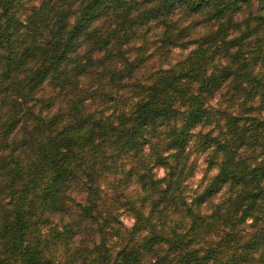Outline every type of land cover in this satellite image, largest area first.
<instances>
[{"label":"clouds","instance_id":"clouds-1","mask_svg":"<svg viewBox=\"0 0 264 264\" xmlns=\"http://www.w3.org/2000/svg\"><path fill=\"white\" fill-rule=\"evenodd\" d=\"M21 3L23 13L19 18L24 30L38 15H47L51 9V5L45 7L48 0H21ZM235 4L240 10L231 16L229 27L227 17L220 22L212 21L202 13L187 10L184 0H167L172 12L167 21L149 19L147 24L155 31L147 40L137 39L122 46L123 53L137 50L132 54V62L146 61L143 71L137 70L135 76L126 73L123 58L99 64L106 53L96 52L92 55L97 62L95 72L77 73L75 84L79 87L72 89L73 94L84 93L81 97L82 108L86 109L84 115H91L93 123L102 120L119 128L120 117L132 118L143 99L141 77L145 78V85H155L163 74L178 76L186 71L182 65L195 58L203 41L218 33L221 24L225 26L228 42L241 38L249 25L256 28L257 18L264 17V0H251V5L235 0ZM57 7L62 6L57 3ZM180 33H184L183 37L177 38ZM250 44L251 40L245 41V45ZM117 49L119 52L120 46ZM85 51L82 49L81 55ZM256 51L255 47H245L242 51L240 46H233L211 60L205 68L206 78L219 76L225 70L231 74L217 89L203 95L198 91V82L192 86L189 97L199 99L203 109L182 108V101L174 102V114L160 113L152 123L141 126L133 147H116L98 136L95 145L99 155L86 150L80 161L72 162L76 175L64 183L58 195L63 207L37 206L26 243L56 245L57 264H68L70 259L74 264H105L104 256L115 261L117 253L125 247L137 248L147 256L148 264H157L171 245H157L154 249L157 256L147 254L145 245L154 235L169 240L176 236L198 238L201 247L219 244L225 232L223 220L230 216L238 222L235 234L243 238L242 243L254 242L257 219L264 221V200H257L254 210L245 216L252 201L245 199L241 203V198L251 189L244 180L235 181L228 176L225 165L231 164L236 174L243 169L251 172L264 167V128L255 134L248 132L241 146L235 132L230 131L228 120L229 116L239 117L240 130L249 128L246 123L249 118L264 122V55H257ZM237 53H241L239 63L234 59ZM241 65L246 66L242 75L256 82L253 87L247 80H237ZM105 68L109 69L106 80L103 79ZM113 71L125 73L115 84L110 81ZM39 86L37 80L32 88ZM26 95L30 100L27 107L34 108L35 115L27 122V132L18 128L10 137L0 139V157L18 159L23 167L29 168L42 161L37 156L26 158L16 149L21 141L30 142L40 120L58 116L63 120L62 127L79 128V125L68 92L55 88L50 80L45 79L34 95L31 92ZM7 110L0 107V116ZM91 129L92 125L84 126L79 135L86 136ZM44 171L42 197L56 175L52 169ZM7 182L0 174V187ZM261 185L264 186V181ZM9 199L7 193L0 196V205H6ZM197 221L199 226L194 228ZM3 250L4 241L0 240V252ZM233 254L245 256L243 264H264V243L252 251L240 248ZM208 264H216L215 259H210Z\"/></svg>","mask_w":264,"mask_h":264},{"label":"trees","instance_id":"trees-1","mask_svg":"<svg viewBox=\"0 0 264 264\" xmlns=\"http://www.w3.org/2000/svg\"><path fill=\"white\" fill-rule=\"evenodd\" d=\"M244 2L251 5V0ZM57 3L62 7L58 8ZM57 3L48 0L45 7L51 5L49 14L38 15L24 30L25 25L19 18L23 13L21 0H0V97H3L0 99V107L8 109L0 116V139L10 137L18 128L21 132L28 131L27 122L35 115V109L27 107L30 100L26 93L34 95L39 87H43L45 79L50 80L55 88L68 92L67 98L71 100L79 125V128L62 127L63 120L58 116L46 121L40 120L39 128L32 134L30 142L23 140L16 149L26 158L37 156L42 161L34 167H23L18 159L12 157H0V174L8 181L4 187H0V196L7 193L10 197L6 205H0V220L3 221L0 240L4 241L0 264H57L54 251L56 245L26 243L28 233L32 221L36 219L38 205L63 207L64 202L58 199V195L64 183L76 175L72 162L80 161L86 150L99 155L100 150L95 145L98 136L111 141L116 147L131 148L135 145L143 124L152 123L154 116L160 113L165 116L174 114V102L182 101V108L203 109L204 105L199 99L189 97L192 86L198 82V91L203 95L217 89L231 74L225 70L219 76L206 78L205 68L211 60L224 55L233 46H240L242 51L245 47H255L257 55H264V17L257 18L259 23L256 28L249 25L241 38L231 42L226 41L225 26L221 24L218 33L203 41L195 58L182 65L186 71L178 76L163 74L155 85H145V78L141 77L143 99L137 104L132 118L121 116L119 128L105 124L102 120L93 123L91 115H84L86 109L82 108L81 99L84 93L72 92L74 87H79L75 84L76 74L95 72L97 62L92 59V55L96 52L106 53L99 64L123 58L125 71L129 76H135L137 70L143 71L146 61L137 59L134 63L131 59L133 52L137 50L123 53L122 46L137 39L146 41L148 35L155 31L147 21L152 19L166 22L172 12L167 7V0H57ZM184 5L187 10L202 13L212 21L220 22L227 17L229 27L231 16L240 10L235 0H184ZM183 35L184 33H180L177 38H182ZM246 40H251V44L245 45ZM117 46H120L119 52ZM82 49H87L83 55ZM240 56L241 53H237L234 58L237 63ZM245 72L246 66L241 65L237 80H247L249 86L253 87L256 82L242 75ZM124 74L113 71L111 83L115 84ZM108 78L109 69L105 68L103 79ZM37 80L40 81V86L32 88ZM103 87L106 90V86ZM228 120L229 129L235 132L241 146L248 132L255 134L260 128H264V122L256 118L247 119L249 128L244 130L238 127L241 122L239 117L229 116ZM87 125H92L91 131L86 136H80V129ZM45 168L56 173L52 182L44 189V197L47 198L42 197L40 192L46 179ZM225 171L235 181L244 180L251 189L241 198V203L245 199L252 201L245 212L247 216L254 210L257 200H264V186L261 185V181H264V167L251 172L243 169L236 174L233 166L226 164ZM237 223L231 216L223 220L225 232L219 244L201 247L198 238L176 236L169 240L154 235L153 240L145 245V252L157 256L159 254L155 252V247H163L164 243H169L171 246L167 254L160 257L157 264H208L210 259H215L216 264H243L245 256L233 253L240 248L245 252L252 251L257 245L264 243V221L257 219L254 242L248 243H242L243 238H238L235 234ZM198 226L197 221L193 227ZM103 259L105 264H148L147 256L142 255L135 247H125L117 253L115 261H110L109 256H104ZM68 264H74V261L70 259Z\"/></svg>","mask_w":264,"mask_h":264}]
</instances>
